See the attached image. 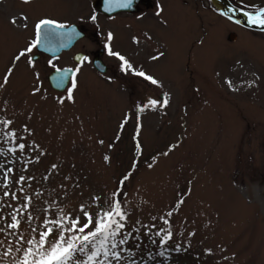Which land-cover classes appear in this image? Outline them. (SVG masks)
I'll return each mask as SVG.
<instances>
[{"label":"rangeland","instance_id":"obj_1","mask_svg":"<svg viewBox=\"0 0 264 264\" xmlns=\"http://www.w3.org/2000/svg\"><path fill=\"white\" fill-rule=\"evenodd\" d=\"M58 3L68 6V2ZM191 5L164 4L162 18L167 24L162 18L148 22L146 34L152 39L137 36L139 44L133 42L134 29L129 25L113 30L114 49L160 80L162 87L123 73L112 57L103 74L84 64L75 103L66 100L60 105L56 97L65 91H54L48 84L54 70L47 61L52 57H40L35 68L47 99L31 95L33 73L26 58L22 60L10 84L0 89V119L12 118L18 131L27 124L33 135H20L29 144L35 140L47 154L36 164L28 163L36 153L18 152L15 163L9 165L14 169L11 176H35L25 187L31 185L29 194L43 193L39 199L34 196L33 214L38 217L49 200L71 206L79 203L81 189L85 199L90 191L110 192L136 161L126 189L136 208L132 221L139 218L149 223L151 216L169 210L180 193L191 189L172 218L174 243L161 247L158 238L157 245L146 237L130 240V245H141L131 249L138 264H264V33L233 26L203 1L198 17ZM233 31L238 37L229 41ZM28 39L0 33V77L13 53ZM77 49L95 52L98 47L81 41ZM160 51L165 55L153 61L151 56ZM56 57L54 63L60 68L76 65L69 54ZM254 74L259 79L249 87ZM165 92L170 97L166 108L137 112L149 98L162 99ZM125 116L129 119L121 130ZM137 117L142 125L138 137ZM137 139L140 155L136 154ZM10 146L0 140L5 153L0 164L13 160L7 153ZM165 151L167 156L162 155ZM104 155L110 157V165ZM154 156L156 162L149 168ZM52 163L61 165L59 174L44 181L42 176ZM66 175L79 179L80 188L64 181ZM61 183L69 185L67 199ZM12 190H17L15 185ZM158 223L163 226V221ZM21 231L27 234V224ZM193 231L195 236L189 237ZM4 239L0 234V240ZM175 244L181 245L180 252L174 250ZM160 251H165L164 257L158 255Z\"/></svg>","mask_w":264,"mask_h":264},{"label":"snow or ice","instance_id":"obj_2","mask_svg":"<svg viewBox=\"0 0 264 264\" xmlns=\"http://www.w3.org/2000/svg\"><path fill=\"white\" fill-rule=\"evenodd\" d=\"M23 3L29 4L31 0H23ZM131 4L132 0H105L108 11L114 7L127 8ZM235 10V8L229 9V11ZM239 10L244 12L247 17L248 25L259 26L264 30V6L251 5V10H246L244 7ZM163 12V6L157 4L155 15L162 18ZM220 14L232 19L227 12ZM20 19L24 21L23 28L27 30L28 17L25 15ZM90 19L95 22L97 17L93 14ZM161 22L167 24L166 19L162 18ZM11 23L16 25L17 19L13 18ZM236 23H239V20ZM65 29H70L72 33H75V28L72 25L48 17L38 18L33 24L32 38L18 48L10 58L9 66H6L2 77H0V89H4L10 84L19 63L26 58V64L33 73L31 95L41 94V99H47L46 93L43 92L40 73L35 70L34 50L43 48L45 51L55 53L56 48L53 43L58 36L67 34ZM75 34L79 35V33ZM114 39L115 34L111 30L108 31L104 47L109 57L119 61L120 70L125 74L131 73L141 77L152 85L162 87L160 80L146 73L142 67L138 68L126 54L114 49L112 45ZM151 39L150 35L145 34V40ZM133 42L139 44L141 41L139 37L134 36ZM60 46L63 47V44L61 43ZM164 55L165 53L160 51L156 55H152L151 59L155 61ZM56 59L57 57L53 55L52 59L47 61L54 70L51 80L56 88H62L66 93L56 97L57 103L63 105L66 100L75 103L74 93L78 89V74L89 58L84 55L77 56L75 58L77 63L71 69L58 67L54 63ZM258 79L259 77L254 74V79L248 81L247 86H253ZM226 83L236 90L231 80H226ZM169 103V94L165 92L162 99L149 98L147 103L138 106L137 112L142 113L146 109H156L157 107L166 108ZM30 118L31 116H29ZM128 119L129 117L125 116L121 121V130ZM141 127L139 117H137L136 137L139 136ZM20 132H26L28 136L33 135L27 124H24L18 131L12 118L0 119V140L11 145L7 149V153L13 155L12 161L0 164V189H2V194H0V234L5 237L4 240H0V247H3V251L0 252V264H138L135 253L131 249L132 247L139 248L141 245L139 243L130 245V240L140 241L146 237L153 245H157L158 238V246L161 247L168 246L170 241L174 243L172 218L181 211L187 196L191 194V189L189 188L187 193H180L169 210L162 211L160 215L151 216L149 223H144L139 218L132 221L130 217L133 216L136 208L130 203L129 193L126 189L127 182L130 181L136 170V161H133L130 171L117 178L116 185L110 192L90 191L85 199L81 189L78 204L62 206L60 200H49L46 202L47 206L42 208L40 215L38 217L34 215L36 210L34 196L39 199L43 193L29 194L31 185L29 184L28 188L25 185L29 181H35L36 178L35 176L20 175L18 179H13L11 174L14 169L9 165L15 163L18 152H25L26 149L36 153L35 159L28 163L39 164L41 157L47 153L35 140L29 144L27 137L20 135ZM117 139H119V135ZM99 143L103 145L104 141L100 140ZM176 146L172 145L169 151ZM109 147L112 145L110 144ZM135 148L137 155L142 154V146L138 139ZM168 154V151L162 153L163 156ZM0 155H5L3 150H0ZM103 160L110 165L111 160L108 155H104ZM155 162L156 157L154 156L148 167L152 168ZM60 168V164L52 163L42 179L49 181L52 175L59 174ZM63 180L69 182L73 189L80 188L79 179L73 181L71 176L66 175ZM13 185L16 186V191L12 190ZM68 186L65 183H61L59 186L64 191V199L68 198ZM37 220L39 223L33 225V221ZM159 221H163V226L159 225ZM25 224L28 228L27 234L21 231ZM141 229L144 231L142 232ZM188 236H195V232H189ZM174 250L180 252L181 245L175 244ZM205 251L211 253V249ZM158 255L164 257L165 251H160ZM149 259L154 261L155 258L150 255Z\"/></svg>","mask_w":264,"mask_h":264},{"label":"flooded vegetation","instance_id":"obj_3","mask_svg":"<svg viewBox=\"0 0 264 264\" xmlns=\"http://www.w3.org/2000/svg\"><path fill=\"white\" fill-rule=\"evenodd\" d=\"M169 1L188 6L191 3L192 5L190 7H193V12L198 17L201 16L200 8H203L200 6L201 1L214 13H218L217 7L211 0H132L130 7L112 14L106 13L96 6V2L105 4V0H31L29 4L23 3V0H0V33H4L5 35H27L32 38L33 24L38 18L48 17L56 19L77 27V33L83 35L74 43L71 49L64 51L62 55L69 54L72 61L77 63L75 59L76 55L82 54L89 58L85 65H91L93 67L94 59L96 58L102 59L107 65V62L113 59L107 55L104 47L107 32L110 30L113 32L115 29H121L129 25L132 30L134 29L132 38L134 36L145 37L142 32L146 34L148 22L153 19H160L155 15L157 4L163 6ZM226 1L231 2L238 9L244 7L246 10H251V5L264 6V0ZM58 2H68V6L58 5ZM93 14L97 17L95 22L90 19ZM25 15L28 17L27 30L23 28L24 21L20 19L21 16ZM13 18L17 19L16 25L11 23ZM81 41H89L93 46H97L98 49L95 52L93 50H87L88 52L81 51L77 49ZM22 44H25V42H22ZM113 44L114 41L112 42ZM41 57L47 58L48 56L42 54ZM65 67L74 68L72 66Z\"/></svg>","mask_w":264,"mask_h":264},{"label":"water","instance_id":"obj_4","mask_svg":"<svg viewBox=\"0 0 264 264\" xmlns=\"http://www.w3.org/2000/svg\"><path fill=\"white\" fill-rule=\"evenodd\" d=\"M224 8V7H223ZM240 15H244V13H240ZM250 26V25H249ZM252 27H255V28H258V26H255V25H251ZM60 36H58V38H59ZM57 38V39H58ZM230 39L231 40H233V39H236V35L235 34H231V36H230ZM58 45V46H57ZM60 45V43L58 42V43H56L55 44V42L53 43V46L56 48V52L55 53H53V52H49V51H46V52H48V53H51V54H53V55H56V54H58L59 53V51L62 49V48H59V47H61V46H59ZM42 50H44L43 48H41ZM45 51V50H44ZM97 67H99L100 68V65H98ZM104 71H107V69L106 68H104ZM54 74V72L49 76V80H50V84H52V86L54 87V88H56L55 87V85H54V83L52 82V80H51V76ZM67 86V85H66ZM56 89H58V90H64V89H62V88H56Z\"/></svg>","mask_w":264,"mask_h":264},{"label":"bare ground","instance_id":"obj_5","mask_svg":"<svg viewBox=\"0 0 264 264\" xmlns=\"http://www.w3.org/2000/svg\"><path fill=\"white\" fill-rule=\"evenodd\" d=\"M164 13V12H163Z\"/></svg>","mask_w":264,"mask_h":264}]
</instances>
